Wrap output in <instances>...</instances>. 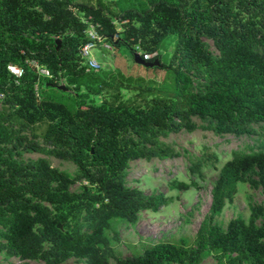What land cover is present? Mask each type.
Masks as SVG:
<instances>
[{
  "label": "trees",
  "instance_id": "16d2710c",
  "mask_svg": "<svg viewBox=\"0 0 264 264\" xmlns=\"http://www.w3.org/2000/svg\"><path fill=\"white\" fill-rule=\"evenodd\" d=\"M85 18L114 54L136 46L159 65L116 56L112 67L86 70L79 55ZM61 80L65 90L55 86ZM196 129L236 137L264 131V0H0V252L6 256L44 264L70 258L199 264L210 255L215 264H264L263 205L250 202L248 218L236 216L225 227L215 222L238 183L264 189V143L222 164L192 240L114 254L113 221L134 224L141 211L167 201L128 184L131 163L178 155L165 139ZM49 157L73 163L74 171L52 166ZM216 159L203 154L190 171ZM195 184L168 182L184 190Z\"/></svg>",
  "mask_w": 264,
  "mask_h": 264
},
{
  "label": "rangeland",
  "instance_id": "374dc122",
  "mask_svg": "<svg viewBox=\"0 0 264 264\" xmlns=\"http://www.w3.org/2000/svg\"><path fill=\"white\" fill-rule=\"evenodd\" d=\"M211 51L215 52L210 40H206ZM171 49V45L168 50ZM120 46L119 54H114L113 47L109 49L96 45L92 49V55L101 63L103 68L112 67L113 57H126L133 61L132 53L138 52ZM63 83V80L60 81ZM64 84V83H63ZM165 141L169 143L178 155L164 159H153L149 162L137 161L131 163L127 181L131 186L143 190L146 194L162 193L166 198V205L159 206L156 210H143L139 213L134 224L119 220L113 221V228L118 233V240L111 245L116 256L126 257L135 253H141L146 246L157 242H177L185 237L192 240L208 214L212 188L218 176V170L232 154L242 151L256 150L264 143V131L256 135H214L211 131L196 129L192 132L181 130L171 133ZM215 154L216 160L202 162L199 172L190 171V163L198 160L201 155ZM36 158L40 154H29ZM50 164L59 169L73 172L75 166L71 162L61 161L49 157ZM185 182L195 181V185L188 189H171L168 182L173 179ZM72 191H79L80 184L71 186ZM257 203L264 206V189L251 188L247 183H238L236 192L231 202H227L221 213L215 217V222L226 226L227 222L236 217L244 219L249 215V203ZM108 236H112L110 231ZM0 264H44L41 260L20 259L15 256L8 257L0 252ZM63 264H84L74 258L66 260ZM110 264H115L111 259ZM199 264H215L210 256L203 258Z\"/></svg>",
  "mask_w": 264,
  "mask_h": 264
},
{
  "label": "built area",
  "instance_id": "2783aa9c",
  "mask_svg": "<svg viewBox=\"0 0 264 264\" xmlns=\"http://www.w3.org/2000/svg\"><path fill=\"white\" fill-rule=\"evenodd\" d=\"M83 21L87 23V27L84 30V35L86 40L83 43V45L80 47L79 55L83 59V64L84 66H86V70L98 71L102 68V65L92 55V49L98 44L106 49H109L111 47V44L104 38L103 35L98 33L96 25L94 23L88 22L86 18L83 19ZM150 57L151 54L144 53L142 59L148 60ZM32 63L36 66L40 74L48 75V72L43 66L38 65L34 61ZM7 69L11 74H13L16 77H19L22 74V70L15 65L9 64L7 66Z\"/></svg>",
  "mask_w": 264,
  "mask_h": 264
},
{
  "label": "water",
  "instance_id": "95a60500",
  "mask_svg": "<svg viewBox=\"0 0 264 264\" xmlns=\"http://www.w3.org/2000/svg\"><path fill=\"white\" fill-rule=\"evenodd\" d=\"M56 44H57L56 50H58L60 48L61 41L59 39H57ZM132 58H133L134 63L139 64V65H143L145 67H153V66L159 65V61L157 59H154L152 61L143 60L142 57L140 56L139 52H136V51H134L132 53ZM55 86L58 89H62V90L66 89L65 84H63V83L55 85Z\"/></svg>",
  "mask_w": 264,
  "mask_h": 264
},
{
  "label": "clouds",
  "instance_id": "9594fccd",
  "mask_svg": "<svg viewBox=\"0 0 264 264\" xmlns=\"http://www.w3.org/2000/svg\"><path fill=\"white\" fill-rule=\"evenodd\" d=\"M144 60V59H143ZM147 61V60H146Z\"/></svg>",
  "mask_w": 264,
  "mask_h": 264
},
{
  "label": "crops",
  "instance_id": "0c3cea01",
  "mask_svg": "<svg viewBox=\"0 0 264 264\" xmlns=\"http://www.w3.org/2000/svg\"><path fill=\"white\" fill-rule=\"evenodd\" d=\"M111 67V66H110Z\"/></svg>",
  "mask_w": 264,
  "mask_h": 264
}]
</instances>
